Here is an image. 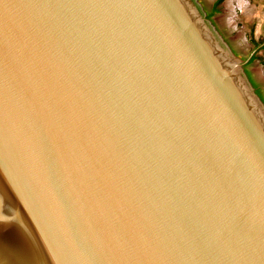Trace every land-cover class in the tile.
Returning a JSON list of instances; mask_svg holds the SVG:
<instances>
[{
	"label": "water",
	"instance_id": "95a60500",
	"mask_svg": "<svg viewBox=\"0 0 264 264\" xmlns=\"http://www.w3.org/2000/svg\"><path fill=\"white\" fill-rule=\"evenodd\" d=\"M197 0H0V264H264V103Z\"/></svg>",
	"mask_w": 264,
	"mask_h": 264
},
{
	"label": "rangeland",
	"instance_id": "374dc122",
	"mask_svg": "<svg viewBox=\"0 0 264 264\" xmlns=\"http://www.w3.org/2000/svg\"><path fill=\"white\" fill-rule=\"evenodd\" d=\"M197 1L207 15L205 8L211 10L215 0ZM221 9L222 12L212 19L219 28L207 18L213 23L234 56L245 61L253 53L251 37L264 40V0H226ZM252 27L254 30L251 32ZM260 57L248 69L254 79L264 85V51L260 52Z\"/></svg>",
	"mask_w": 264,
	"mask_h": 264
},
{
	"label": "flooded vegetation",
	"instance_id": "af4514ba",
	"mask_svg": "<svg viewBox=\"0 0 264 264\" xmlns=\"http://www.w3.org/2000/svg\"><path fill=\"white\" fill-rule=\"evenodd\" d=\"M225 1L226 0H223V1L215 0L213 2V6H212L211 10H209L208 8L207 9L205 8V10L207 12V17L212 20L215 15H217L218 13L220 14L222 12L221 7ZM212 21L215 25H217V23L214 20H212ZM217 27H218V25H217ZM253 30H254V27H252L251 32ZM250 41H251V44L253 45V53L247 59H245V61H243V62H246V67L244 66L245 72H246V76L248 77L250 83L254 87L256 93L258 94V96L260 97L262 102L264 103V85L258 83L254 79L252 73L248 69L250 65H252L256 60H259L261 58L260 52L264 51V40H257L254 37H251Z\"/></svg>",
	"mask_w": 264,
	"mask_h": 264
},
{
	"label": "trees",
	"instance_id": "16d2710c",
	"mask_svg": "<svg viewBox=\"0 0 264 264\" xmlns=\"http://www.w3.org/2000/svg\"><path fill=\"white\" fill-rule=\"evenodd\" d=\"M221 1H223V0H221Z\"/></svg>",
	"mask_w": 264,
	"mask_h": 264
}]
</instances>
